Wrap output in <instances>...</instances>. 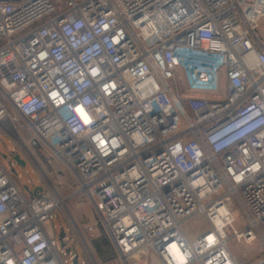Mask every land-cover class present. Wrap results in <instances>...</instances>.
I'll return each instance as SVG.
<instances>
[{"label": "built area", "instance_id": "obj_1", "mask_svg": "<svg viewBox=\"0 0 264 264\" xmlns=\"http://www.w3.org/2000/svg\"><path fill=\"white\" fill-rule=\"evenodd\" d=\"M0 128L76 187L27 199L0 160V264L73 262L52 215L79 196L126 264H239L231 239L264 241V0H0Z\"/></svg>", "mask_w": 264, "mask_h": 264}, {"label": "rangeland", "instance_id": "obj_2", "mask_svg": "<svg viewBox=\"0 0 264 264\" xmlns=\"http://www.w3.org/2000/svg\"><path fill=\"white\" fill-rule=\"evenodd\" d=\"M171 85L173 86L172 82ZM221 92L211 96L210 99H224L226 91L224 86H221ZM25 142L31 138L30 134H24ZM29 153L24 147L14 138L6 129L0 128V160L3 165L11 172L14 181L17 185L24 189V186L35 190L36 188H43L48 191L49 189L55 193L54 188L61 197H68L74 191L75 182L72 174L68 169L57 159L54 158L50 151H33ZM20 156L21 160L25 161L26 165H19L15 160L13 165L10 166V157ZM4 156H8L5 159ZM39 164L43 167L42 171ZM13 170V172H12ZM19 175L22 178H19ZM24 196L31 199L29 194L24 190ZM67 208L61 207L53 212V225L57 234L63 229L67 234V240L72 248V256L79 255V264H124L116 255L113 246L110 242L109 245L103 244L101 250H97L93 241L97 239L108 240L106 231L97 224V217L92 208V205L85 196H79L66 203ZM236 208V206H232ZM248 220L246 215L236 210V223L235 228L241 229L247 226ZM94 225L96 230L92 234L82 237L78 233V228L82 231L87 226ZM187 230L193 232H206L209 230L208 223L201 216L193 218L187 226ZM99 235V237L97 236ZM97 237V238H96ZM109 241V240H108ZM58 246H61L58 243ZM229 248L239 264H253L258 259L264 257V241L260 235H257L256 241L251 244L239 242L231 239ZM62 249L59 248V252ZM62 256L64 253L61 252ZM70 257H67L69 259ZM68 264H72L69 262Z\"/></svg>", "mask_w": 264, "mask_h": 264}, {"label": "water", "instance_id": "obj_3", "mask_svg": "<svg viewBox=\"0 0 264 264\" xmlns=\"http://www.w3.org/2000/svg\"><path fill=\"white\" fill-rule=\"evenodd\" d=\"M4 158L7 159V156H4ZM14 160H15L19 165H22V166H25V165H26L25 161L21 160L20 156H18V155L14 157ZM24 190L29 194V196L35 197V196H37V192L42 191L43 188H36L35 190L31 191V190L29 189V187L24 186ZM65 236H66V233H65V231L62 229V230L60 231V234H59V240H58V241L61 243V246H62V247H66V244H65V242H64V238H65ZM66 251H67V252H70L71 249H70V248H66ZM72 264H79V255H78V254L75 255Z\"/></svg>", "mask_w": 264, "mask_h": 264}, {"label": "crops", "instance_id": "obj_4", "mask_svg": "<svg viewBox=\"0 0 264 264\" xmlns=\"http://www.w3.org/2000/svg\"><path fill=\"white\" fill-rule=\"evenodd\" d=\"M87 227V226H86ZM85 227V228H86ZM85 228H84V230H85ZM81 230V229H80ZM83 230V231H84ZM86 235H88V233H84V239L86 238ZM107 235V234H106ZM97 236V235H96ZM97 237H99V235L97 236ZM96 237V238H97ZM107 238H108V240H109V242L111 243V245L113 246V250H114V252L116 253V255H117V257L124 263V264H126L121 258H120V256H119V254L117 253V251H116V249H115V247H114V245L112 244V242L110 241V239H109V237H108V235H107ZM131 264H158L156 261H154V259H152L151 257H149V256H144V257H140V258H137V259H135V260H132L131 261Z\"/></svg>", "mask_w": 264, "mask_h": 264}, {"label": "trees", "instance_id": "obj_5", "mask_svg": "<svg viewBox=\"0 0 264 264\" xmlns=\"http://www.w3.org/2000/svg\"><path fill=\"white\" fill-rule=\"evenodd\" d=\"M108 242H109L108 240L105 241V239L102 238V239L94 240V241H93V245H94V247H95L97 250H101L102 247H103V244H104V243H106L107 245H109Z\"/></svg>", "mask_w": 264, "mask_h": 264}, {"label": "flooded vegetation", "instance_id": "obj_6", "mask_svg": "<svg viewBox=\"0 0 264 264\" xmlns=\"http://www.w3.org/2000/svg\"><path fill=\"white\" fill-rule=\"evenodd\" d=\"M59 234H60V233H59ZM59 234L56 233V238H57V240H59Z\"/></svg>", "mask_w": 264, "mask_h": 264}, {"label": "bare ground", "instance_id": "obj_7", "mask_svg": "<svg viewBox=\"0 0 264 264\" xmlns=\"http://www.w3.org/2000/svg\"><path fill=\"white\" fill-rule=\"evenodd\" d=\"M178 259H180L181 260V258L179 257ZM182 261V260H181Z\"/></svg>", "mask_w": 264, "mask_h": 264}]
</instances>
